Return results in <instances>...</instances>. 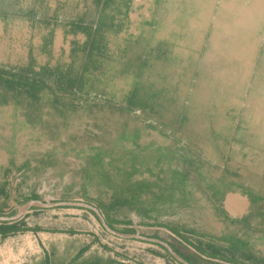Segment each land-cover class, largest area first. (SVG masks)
Listing matches in <instances>:
<instances>
[{"label": "rangeland", "instance_id": "374dc122", "mask_svg": "<svg viewBox=\"0 0 264 264\" xmlns=\"http://www.w3.org/2000/svg\"><path fill=\"white\" fill-rule=\"evenodd\" d=\"M0 17V216L150 209L264 258V0H0ZM231 192L250 197L239 224Z\"/></svg>", "mask_w": 264, "mask_h": 264}, {"label": "crops", "instance_id": "0c3cea01", "mask_svg": "<svg viewBox=\"0 0 264 264\" xmlns=\"http://www.w3.org/2000/svg\"><path fill=\"white\" fill-rule=\"evenodd\" d=\"M240 205L237 200L231 203L235 211ZM55 208L33 207L16 220L0 221V264H184L164 243L187 264H250L231 250L232 241L217 244L204 239L197 229L173 224L166 215L156 221L150 213L143 217L147 220L131 213L122 224L112 215L99 212L112 231L126 235L121 237L110 233L89 209ZM243 215L228 212L226 219L239 224ZM244 241L236 239L234 246L246 248ZM257 264H264V258Z\"/></svg>", "mask_w": 264, "mask_h": 264}, {"label": "water", "instance_id": "95a60500", "mask_svg": "<svg viewBox=\"0 0 264 264\" xmlns=\"http://www.w3.org/2000/svg\"><path fill=\"white\" fill-rule=\"evenodd\" d=\"M232 199H237L238 203L240 202V209L238 211H235L234 207L231 206L232 203ZM250 205V200L249 197L247 195H242L241 193H228L225 197L224 200V207L225 209L233 216H237V215H243V213L247 210V208ZM57 206H77V207H82V208H86L89 209L91 211H93L94 213H96L100 220L102 221V223L104 224L105 228L112 234L117 235V236H121V237H126V235L124 234H119L117 232L112 231L104 222L103 218L100 216L99 211L93 207L90 204L87 203H81V202H44L43 200L40 199H32L28 202H26L24 205H22L18 211L16 212V214L12 215V216H0V221H13L18 219L19 217H21L27 210H29L30 208L33 207H42V208H53V207H57ZM166 249L180 262L187 264L177 253H175L171 247L168 244H163Z\"/></svg>", "mask_w": 264, "mask_h": 264}, {"label": "trees", "instance_id": "16d2710c", "mask_svg": "<svg viewBox=\"0 0 264 264\" xmlns=\"http://www.w3.org/2000/svg\"><path fill=\"white\" fill-rule=\"evenodd\" d=\"M31 85L33 86V88L34 89H40L41 88V85H37V83H31ZM101 151H102V149H101ZM129 155L132 157V160H136V161H140L139 160V155H137V154H135L132 150H131V152L129 153ZM134 171L136 170L135 169V165H132V167H131ZM142 187H143V184H141L139 187H138V189L140 190V193H141V191H142ZM218 190V189H217ZM219 191V190H218ZM216 192V194L218 195V192L217 191H215ZM221 194V198H218V199H222L223 198V193H220ZM250 198V197H249ZM263 198V197H262ZM261 198V199H262ZM260 199V200H261ZM122 202V203H121ZM118 203H121V204H124V203H128L126 200H124V201H120V202H118ZM149 211H150V209H148V211H147V213H145V216H147V214L149 213ZM151 215V214H150ZM3 228L2 227H0V230H2ZM229 240V239H228ZM236 243H233V244H231V250H234V249H236L237 247L236 246H234Z\"/></svg>", "mask_w": 264, "mask_h": 264}, {"label": "flooded vegetation", "instance_id": "af4514ba", "mask_svg": "<svg viewBox=\"0 0 264 264\" xmlns=\"http://www.w3.org/2000/svg\"><path fill=\"white\" fill-rule=\"evenodd\" d=\"M250 199V198H249ZM223 208H224V206H223ZM225 210V212H226V214L228 215V212H227V210L226 209H224ZM245 215V214H244ZM244 215H243V218H244ZM236 217H239V216H236Z\"/></svg>", "mask_w": 264, "mask_h": 264}, {"label": "bare ground", "instance_id": "6f19581e", "mask_svg": "<svg viewBox=\"0 0 264 264\" xmlns=\"http://www.w3.org/2000/svg\"><path fill=\"white\" fill-rule=\"evenodd\" d=\"M233 200L235 201V200H237V199H232V201H233Z\"/></svg>", "mask_w": 264, "mask_h": 264}]
</instances>
